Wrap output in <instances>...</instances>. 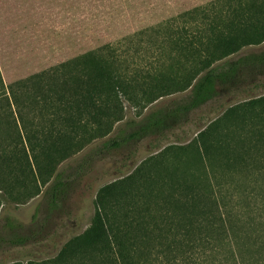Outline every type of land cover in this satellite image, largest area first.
Returning <instances> with one entry per match:
<instances>
[{"label":"trees","instance_id":"1","mask_svg":"<svg viewBox=\"0 0 264 264\" xmlns=\"http://www.w3.org/2000/svg\"><path fill=\"white\" fill-rule=\"evenodd\" d=\"M210 6L217 10L209 18ZM197 12L207 20L195 31L212 36L200 41L212 49L207 61L264 41V0H215L15 82L5 84L0 72V207L3 195L23 203L40 193L50 209L61 207L74 178L58 170L67 158L102 138L112 149L161 132L167 117L238 91L241 82L229 79L246 76L242 63L259 65L253 74L264 76V51L188 73L129 67L115 54L149 32L164 35L161 47L178 46L173 22ZM259 82L252 84L264 89ZM188 89L186 103L165 116L155 114L162 109L149 113L136 131H123L132 124L120 125L123 99L144 109ZM93 203L90 225L62 245L52 264H264V92L230 104L188 143L167 144L103 184Z\"/></svg>","mask_w":264,"mask_h":264},{"label":"rangeland","instance_id":"2","mask_svg":"<svg viewBox=\"0 0 264 264\" xmlns=\"http://www.w3.org/2000/svg\"><path fill=\"white\" fill-rule=\"evenodd\" d=\"M223 7L226 8V4L218 6V9ZM212 10L216 11L217 7H208L206 14L210 15L209 18L213 15ZM202 13L196 16L197 21L194 23L186 24L183 18H179L171 27L178 32H184L183 29L187 25L191 30H195L196 25L204 27L207 17L204 19ZM161 34L149 32L141 37H135L133 41L119 45L115 54L120 61L125 60L124 65L129 67L139 65L147 69L153 57L151 48L161 47L158 45V40L164 36ZM261 48H264V45L246 47L247 50ZM244 74L248 81L245 84L241 83L238 91L222 95L218 101L182 113L177 119L175 116L167 117L165 124L170 125L164 126L161 132L141 133L125 141L120 147L112 149L104 148L102 142L105 138H102L64 160L58 166V170L71 172L74 178L70 182L61 207L50 209L42 193L23 203L12 201L5 195L1 196L0 264H52L51 260L62 245L90 225L94 213L93 200L100 186L130 173L143 159L158 152L167 144L188 143L203 126L221 115L230 104L264 92L260 84H252L264 80L263 75L256 76L253 71H245ZM186 101L184 94L176 93L163 97L145 110L136 109L123 100L125 117L120 125H123L125 120L132 121V124L126 126L123 131L125 133L136 131L149 113L162 109L161 115L157 114L158 111L155 114L163 116L167 111ZM115 132L116 130L110 135L116 134ZM16 238L26 240L13 242Z\"/></svg>","mask_w":264,"mask_h":264},{"label":"crops","instance_id":"3","mask_svg":"<svg viewBox=\"0 0 264 264\" xmlns=\"http://www.w3.org/2000/svg\"><path fill=\"white\" fill-rule=\"evenodd\" d=\"M212 1L215 0H0L2 79L5 84L15 82ZM199 13L186 15L184 22L194 23ZM170 36L179 38L178 46L165 41L163 47L151 48L153 57L149 65L172 67L184 73L204 72L213 67L226 68L239 58L254 57L264 51L246 49L263 46V41L210 62L207 60L213 58L212 49L200 42L212 38L210 33L189 30ZM240 66L244 73L261 69L250 62ZM229 80L244 84L248 81L245 76ZM177 93L188 100L189 89Z\"/></svg>","mask_w":264,"mask_h":264}]
</instances>
